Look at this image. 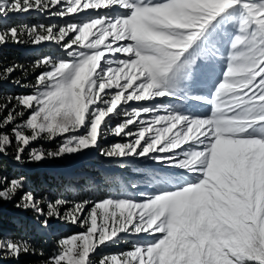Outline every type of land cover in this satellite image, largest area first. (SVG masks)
I'll use <instances>...</instances> for the list:
<instances>
[{"label":"snow or ice","instance_id":"snow-or-ice-1","mask_svg":"<svg viewBox=\"0 0 264 264\" xmlns=\"http://www.w3.org/2000/svg\"><path fill=\"white\" fill-rule=\"evenodd\" d=\"M29 13L49 22L11 23ZM8 43L56 52L33 63L34 83L13 78L24 65H0V84L31 89L0 93V225L11 205L37 231L53 219L83 231L46 255L14 221L15 234L0 227V264H264V0H0ZM221 60L207 98L199 73ZM108 136L125 142L101 147ZM58 137L55 150L33 146ZM91 150L142 165L141 179L69 201L3 172L4 158L22 168Z\"/></svg>","mask_w":264,"mask_h":264},{"label":"trees","instance_id":"trees-1","mask_svg":"<svg viewBox=\"0 0 264 264\" xmlns=\"http://www.w3.org/2000/svg\"><path fill=\"white\" fill-rule=\"evenodd\" d=\"M25 15L27 14L13 18L11 23H21L23 19H26L24 23L27 24L47 23L46 21L41 19L37 13H30L28 17H25ZM36 47H33L31 44H13V43L6 44L2 46L3 50L0 52V65L7 66L12 63L24 65L29 72L28 77L24 78L23 74L20 71H17L13 73V78L20 77L22 79V82L24 83H29V82L34 83L35 76L39 74V70H37L36 72L31 71L33 63L45 55L53 54L56 52V49L55 48L52 49L50 46H46L38 49H36ZM5 51L8 52L6 53ZM28 91H31V89H22L20 87L11 85L9 82H3L2 84H0V93L11 92L13 94H20V93H26ZM48 144H49L48 146L50 147L53 146L54 143L50 142ZM50 161L55 163L57 162L55 160H50ZM52 162H49V165L52 166L53 164ZM2 164H3L4 174L9 175L10 177L21 174L28 177L31 186L36 190L37 195H40L42 193H47L49 198L53 200L56 198H64L66 197V194L77 195V190L71 192H64L61 190L58 192H54L49 182L48 175L46 172H44L46 170L41 171L38 163L28 164L22 168H17L10 158H4L2 160ZM53 165H59V164H53ZM113 169L115 170L116 174L120 175L121 177L117 176L116 184L115 182L108 183L107 181V186H106L107 189H102V190L105 191L108 190V193L110 194L113 195L119 194L122 186H124L122 184V181H124L125 185H127L131 181L141 179V177L138 176L137 174H133L134 168H131L130 166H127L122 169L118 166L116 162H114ZM120 178H124L125 180H121ZM84 187L85 186H83L80 189V191L83 190ZM75 197L76 196H73L71 198L72 201L76 199ZM14 221H18L19 223H22L28 227V235L34 241V243L38 248H41L45 251L46 255L53 254L55 252L56 242L52 240V238L48 235V233L37 231L33 227L32 213H20L18 210L14 209L11 205H5L3 210V221H2V225H0V227H2L4 234H8V233L15 234L17 232L18 225L17 223H14ZM23 262L24 264H36V259L34 257H24Z\"/></svg>","mask_w":264,"mask_h":264},{"label":"rangeland","instance_id":"rangeland-1","mask_svg":"<svg viewBox=\"0 0 264 264\" xmlns=\"http://www.w3.org/2000/svg\"><path fill=\"white\" fill-rule=\"evenodd\" d=\"M30 14V13H29ZM29 14L25 15L28 17ZM38 16L46 21L49 22L46 17L38 14ZM53 23H56L58 26L63 24V21L59 18H52ZM59 23V24H58ZM9 44V43H8ZM33 46V45H32ZM46 46H50L52 49L54 47L50 43H45L38 48H43ZM3 50L2 46H0V52ZM6 53L8 51H5ZM209 75H216L217 78L221 77V72L225 69V62L223 60L213 62L207 66ZM203 71V70H202ZM204 72V71H203ZM205 72H207L205 70ZM160 101H156L155 103H159ZM170 101L164 100L163 103H169ZM43 142V143H42ZM46 142L47 146H46ZM50 142H53V146H48ZM116 142H125L124 139L119 137L108 136L104 140H102L101 147H106L110 144ZM60 143V138H56L52 141H39L38 143L34 144V147L43 146L45 149L55 150ZM57 161L52 162L50 160H45L42 163H38L40 166L41 171H44L48 175L49 182L51 184L52 189L54 192L64 191V192H71L77 190V195L66 194L64 199L72 201V197L76 196L75 201H80L83 199H93L99 200L102 198L107 197L110 195L107 189V181L108 183L117 182V176L121 177L120 175L116 174L115 170L113 169L114 161L106 160L104 157L99 155L97 150L86 151L84 154H77L74 156H65L62 159L55 160ZM49 162L53 164L59 165H49ZM142 165L133 164L130 167H140ZM134 172V171H133ZM133 174H137L134 172ZM68 177V178H67ZM121 180H125L124 178H120ZM88 184V185H87ZM113 184V185H115ZM122 184L125 185V182L122 181ZM87 185V186H86ZM84 189L80 191L83 187ZM61 194V193H59ZM63 211V210H62ZM83 231L79 227L72 225L70 223H62L59 220L53 219L50 221V227L47 231H43L48 233V235L54 240L56 243L59 238H63L66 236H70L74 233H78ZM55 243V247H56ZM130 245H119L113 246L108 248H101L98 250L95 258L98 259L100 255L108 254V253H117L121 251H127Z\"/></svg>","mask_w":264,"mask_h":264},{"label":"bare ground","instance_id":"bare-ground-1","mask_svg":"<svg viewBox=\"0 0 264 264\" xmlns=\"http://www.w3.org/2000/svg\"><path fill=\"white\" fill-rule=\"evenodd\" d=\"M26 21V19H23L22 21H21V23H24ZM176 107H180V105H177Z\"/></svg>","mask_w":264,"mask_h":264},{"label":"clouds","instance_id":"clouds-1","mask_svg":"<svg viewBox=\"0 0 264 264\" xmlns=\"http://www.w3.org/2000/svg\"><path fill=\"white\" fill-rule=\"evenodd\" d=\"M110 195H113V194H110Z\"/></svg>","mask_w":264,"mask_h":264}]
</instances>
